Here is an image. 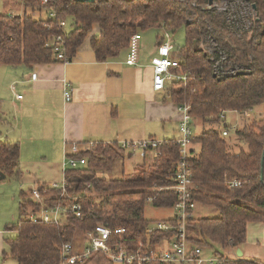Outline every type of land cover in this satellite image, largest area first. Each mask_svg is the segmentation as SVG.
<instances>
[{
  "label": "trees",
  "instance_id": "1",
  "mask_svg": "<svg viewBox=\"0 0 264 264\" xmlns=\"http://www.w3.org/2000/svg\"><path fill=\"white\" fill-rule=\"evenodd\" d=\"M247 1L257 12L251 34L236 30L226 13L207 8L210 0H61L48 8L39 0H27L21 15L0 14V66L57 63L46 44L64 31L57 20L42 18L50 8L58 12V20L70 24L65 39L70 61L88 38L97 62L105 63L128 54L134 34L150 29L173 34L184 28L180 67L172 71L185 80L173 82L167 95L177 106H189L192 119L204 126L219 125L224 114L245 115L259 107L264 109V0ZM37 13L41 16L36 17ZM95 28L98 32L91 36ZM208 37L226 55L220 68L198 49L199 42ZM157 39L164 41L161 34ZM224 133L211 128L195 136L192 143L199 150L191 151L187 161L195 201L220 212L219 218L189 222L190 241L217 252L237 250L246 242L248 225L264 223V114L236 132L243 143L238 150ZM152 152L149 163L113 180L106 175L114 171L117 161L125 160V150L118 144L98 142L79 155L86 159V166L65 172L64 188L46 184L35 187L45 207L80 204L81 220L69 211L68 219L59 225L33 222L30 217L41 211L31 196L35 188L22 191L19 221L5 228L15 236L5 238L8 252L3 259L16 264H61L63 247L75 244L77 232L87 234L98 225L125 229V236L115 237L111 243L115 245L122 238L124 245L134 249L145 240L152 223L145 218L148 200L157 208L170 209L178 199L171 190L181 163L176 140L162 141ZM0 173L21 178L19 144L0 141ZM231 182L239 186L230 188ZM89 183L91 188H87ZM244 263L235 260L226 264ZM77 264L114 263L98 252Z\"/></svg>",
  "mask_w": 264,
  "mask_h": 264
},
{
  "label": "crops",
  "instance_id": "2",
  "mask_svg": "<svg viewBox=\"0 0 264 264\" xmlns=\"http://www.w3.org/2000/svg\"><path fill=\"white\" fill-rule=\"evenodd\" d=\"M143 41L142 35L138 66L126 64L127 53L115 61L97 62L90 42H85L66 64L0 66V141L19 144L21 179L30 182L32 189L38 184L64 182L66 152L72 144L86 150L90 142L120 146L124 142L180 137L182 114L167 95L171 85L160 92L153 86L152 59L165 39L157 42L155 52L147 57L142 53ZM67 84L70 102L65 99ZM198 150L192 143L191 151ZM153 156L152 151H125L122 175L127 162L137 160L132 172L126 173L131 174ZM4 234L5 229H0V246ZM240 249L243 257L235 255L234 260L245 262L246 257L264 264V223L248 225L247 239ZM235 253L237 250L229 255Z\"/></svg>",
  "mask_w": 264,
  "mask_h": 264
},
{
  "label": "built area",
  "instance_id": "3",
  "mask_svg": "<svg viewBox=\"0 0 264 264\" xmlns=\"http://www.w3.org/2000/svg\"><path fill=\"white\" fill-rule=\"evenodd\" d=\"M20 4H25L27 0H17ZM43 7L49 6L50 3H58L61 0H39ZM214 6V5H213ZM211 7L213 9L214 7ZM46 20L56 21L58 27L64 31L49 41L46 48L53 51L55 60L61 63H68L65 47L66 31L68 30V21L58 20V12L52 8L46 9ZM9 17L15 16L12 12L8 13ZM51 28L50 24H47ZM164 44L159 48L157 57L152 59L153 68V86L155 91H165L167 85L173 82L185 80L184 76L175 74L172 70L180 67V59L177 57L175 45L170 39V34L164 32ZM141 33L134 34L130 40V48L126 58L128 66H138L141 58ZM36 77V75L34 76ZM65 99L67 102L72 100L71 90L67 84L65 87ZM22 99V96H19ZM182 114L180 123V137L176 143L180 148L181 163L176 171V185L171 187L177 193V201L172 209L175 212L173 218L163 221H154L147 228V237L145 240L138 242L133 249L123 243L120 238L119 243L112 245L111 241L115 237H123L126 234L125 229H111L109 227L98 225L93 232L85 234L90 242V246L82 253L75 252V246L67 244L62 250L61 264H77L95 253H104L114 264H226L229 261H235L229 253L219 254L210 248L200 247L190 241L189 222L194 220V212L198 203L193 197L192 170L188 166L190 158L191 145L194 138L192 122L193 119L189 114V106H179ZM227 135V132L224 133ZM95 143L90 142L88 149L94 147ZM162 145V141L149 139L143 142H124L120 146L123 150L136 153L138 151L156 150ZM85 152L79 144H72L66 152L65 172L67 170H79L86 166L85 158H79V155ZM65 181V180H64ZM66 182V181H65ZM65 182L60 186L65 187ZM230 188L238 187L239 183L231 182ZM91 188V184H87ZM32 198L41 205V211L38 216L32 215L31 221H41L44 224L59 225L68 219V213L71 211L78 219H83L82 208L80 204L75 203L70 208L56 206L53 208L45 207L44 199L38 189L31 192ZM152 203V200H148ZM209 252V253H207ZM235 255H237L235 253ZM237 261V260H236Z\"/></svg>",
  "mask_w": 264,
  "mask_h": 264
},
{
  "label": "rangeland",
  "instance_id": "4",
  "mask_svg": "<svg viewBox=\"0 0 264 264\" xmlns=\"http://www.w3.org/2000/svg\"><path fill=\"white\" fill-rule=\"evenodd\" d=\"M11 5H16L18 7H11ZM214 5V6H213ZM213 7L219 12L226 13L229 17L230 23L232 26L241 31H249L252 28V25L257 17V12L255 11L254 5L248 2L247 0H214ZM210 4L206 6L211 9ZM205 7V8H206ZM11 8L9 12H12L14 15H21L25 10V4L20 6L15 3L14 0H0V14H8V9ZM40 14H36V17H40ZM43 19H46L47 16L45 14L42 15ZM69 24V22H68ZM70 25V24H69ZM98 32V29L95 28L94 32L91 36L95 35ZM164 35V31L160 29H150L142 32L144 37L143 41V49L142 53L147 57L150 56L151 53L155 52L157 46V35ZM170 39L175 45V51L177 53L178 59H180V50L185 45V29L180 28L175 33H170ZM86 42H90V38L86 40ZM198 49L202 50L207 56L215 64L216 68H220L222 66V62L225 60L226 55L218 48L215 40L211 37H208L205 40H201L198 44ZM2 70V69H0ZM1 76V75H0ZM4 95V93H2ZM264 109L262 107L257 108L255 111L251 113H247L245 115L240 113H229L224 114V121L219 125L204 126L202 121L193 120L192 128L194 136H198L203 130H208L211 128L217 129L221 132H227L229 136L226 138H231V143L234 145L235 149H239L243 145L242 141L236 135L238 130H242L245 126L250 125L254 120H259L263 117ZM154 157V156H153ZM153 158L151 157V160ZM150 160V161H151ZM137 160L129 161L125 164L126 173L132 172L131 169L135 166ZM123 161H117L115 163L114 171L106 175L108 179H120L122 178V167ZM1 178V176H0ZM65 182V181H64ZM32 185L30 182H25L21 178L17 179L15 177H6L4 180L0 179V229L4 230L7 225L16 224L19 221L20 213H19V204L21 202L20 192L25 191L28 192ZM59 185V184H58ZM52 187V186H50ZM56 188V187H54ZM31 197V196H30ZM175 212L172 208H157L152 205L151 202L147 204L145 209V218L149 221H163L173 218ZM220 217V212L215 207L203 206L201 204L197 205V208L194 212V220L200 219H215ZM14 234L6 233L3 236L4 238L14 237ZM75 241V252L82 253L88 246H90V242L85 234L82 232H77V237ZM5 240V239H4ZM0 264H13L12 261L7 260L6 262L3 260L4 252H8V247L3 241V246H0ZM3 251V252H2ZM214 251V250H213ZM217 252V251H214ZM233 250H218L219 254L232 253ZM209 253V252H207ZM230 257L234 259L235 254H231ZM245 261L244 264H255L253 261H249L246 257L243 258ZM259 264V263H257Z\"/></svg>",
  "mask_w": 264,
  "mask_h": 264
},
{
  "label": "water",
  "instance_id": "5",
  "mask_svg": "<svg viewBox=\"0 0 264 264\" xmlns=\"http://www.w3.org/2000/svg\"><path fill=\"white\" fill-rule=\"evenodd\" d=\"M82 1H92V0H82ZM209 4H210V6H212L213 5V0H210ZM254 8H256L255 5H254ZM0 176H1V178H0L1 180H4L6 178V176L3 175L2 173H0ZM237 256L240 257V258L243 257V252L241 251L240 248L237 249Z\"/></svg>",
  "mask_w": 264,
  "mask_h": 264
},
{
  "label": "bare ground",
  "instance_id": "6",
  "mask_svg": "<svg viewBox=\"0 0 264 264\" xmlns=\"http://www.w3.org/2000/svg\"><path fill=\"white\" fill-rule=\"evenodd\" d=\"M81 220V219H80ZM83 221V220H82Z\"/></svg>",
  "mask_w": 264,
  "mask_h": 264
}]
</instances>
